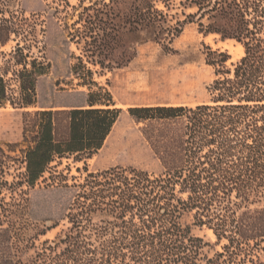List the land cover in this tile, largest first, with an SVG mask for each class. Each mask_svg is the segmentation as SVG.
Masks as SVG:
<instances>
[{"label": "trees", "instance_id": "obj_1", "mask_svg": "<svg viewBox=\"0 0 264 264\" xmlns=\"http://www.w3.org/2000/svg\"><path fill=\"white\" fill-rule=\"evenodd\" d=\"M171 1L51 0L69 43L81 52L72 71L83 87L97 86L89 64L124 68L146 43L172 50L188 20L201 33L241 43L245 55L232 71L224 70L226 53L210 52L211 65L223 68L209 88L210 102L128 109L162 172L114 167L95 173L86 167V176L72 185L69 227L29 258L17 255L8 264H201L204 242L182 222L191 212L198 226L227 240L224 252L205 264H228L243 245L264 244V0H188L197 12L185 21L169 14ZM1 21L4 44L12 32L8 19ZM45 72L33 74L25 66L16 97L8 95L0 74V106L35 108L36 80ZM106 96L90 92L85 106L23 113L26 184L35 187L57 158L86 162L102 150L122 113ZM52 181L69 187L61 173ZM6 185L0 168V196Z\"/></svg>", "mask_w": 264, "mask_h": 264}, {"label": "rangeland", "instance_id": "obj_2", "mask_svg": "<svg viewBox=\"0 0 264 264\" xmlns=\"http://www.w3.org/2000/svg\"><path fill=\"white\" fill-rule=\"evenodd\" d=\"M69 1L76 5L81 0ZM187 1H171L169 14L175 20L185 21L186 15L197 12ZM54 6L51 0H0V24L6 17L12 32L6 43L0 42V74L8 95L18 96L19 74L25 66L33 74L46 69L36 80L35 108L16 109L10 103L0 106V168L7 182L0 196V264L15 261L17 255L29 258L45 241H55L69 227L65 216L76 193L72 185L86 176V167L95 173L114 167L161 173L162 164L145 140L142 125L136 124L127 110L137 106L196 107L210 102L209 88L222 68L211 65L210 52L226 53L224 70L232 71L245 55L241 43L201 33L198 25L188 20L172 50L146 43L138 45L136 58L124 68L101 70L89 64L97 86L83 87L72 71L81 52L69 43L64 22L54 16ZM90 92H97L102 100L108 99V93L114 108L122 110L102 150L86 162H77L73 156L55 159L37 185L30 187L23 178V113L85 106ZM57 173L67 177L69 187L52 181ZM182 222L204 242L201 264L224 252L227 240L219 242L209 227L198 226L194 212L186 213ZM253 245H243L242 252L228 264H264V244L259 249Z\"/></svg>", "mask_w": 264, "mask_h": 264}, {"label": "bare ground", "instance_id": "obj_3", "mask_svg": "<svg viewBox=\"0 0 264 264\" xmlns=\"http://www.w3.org/2000/svg\"><path fill=\"white\" fill-rule=\"evenodd\" d=\"M224 46V45H223ZM222 46V47H223ZM231 47H232V45H231ZM240 48H241V50L244 52V48L240 45ZM241 52V51H240ZM245 53V52H244ZM242 55V54H241ZM211 234H213V232H211ZM214 235V234H213Z\"/></svg>", "mask_w": 264, "mask_h": 264}]
</instances>
